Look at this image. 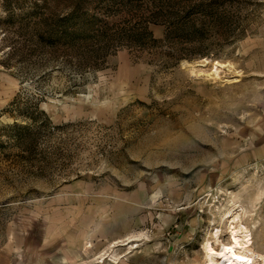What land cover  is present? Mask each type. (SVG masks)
Segmentation results:
<instances>
[{"label":"rangeland","instance_id":"1","mask_svg":"<svg viewBox=\"0 0 264 264\" xmlns=\"http://www.w3.org/2000/svg\"><path fill=\"white\" fill-rule=\"evenodd\" d=\"M234 246L264 264V0H0V264Z\"/></svg>","mask_w":264,"mask_h":264},{"label":"bare ground","instance_id":"2","mask_svg":"<svg viewBox=\"0 0 264 264\" xmlns=\"http://www.w3.org/2000/svg\"><path fill=\"white\" fill-rule=\"evenodd\" d=\"M207 64H208V59H204L198 65L207 66ZM213 75H215V73H213ZM232 234L236 237H240V235H242V231L241 229L239 230L238 227H233ZM250 253H251L250 249H245L244 247H241V246H234L231 250H225L223 261L225 264H244L242 259ZM208 257H209L208 264H219V255L217 253L210 251L208 253ZM259 257H262V256L259 255Z\"/></svg>","mask_w":264,"mask_h":264},{"label":"trees","instance_id":"3","mask_svg":"<svg viewBox=\"0 0 264 264\" xmlns=\"http://www.w3.org/2000/svg\"><path fill=\"white\" fill-rule=\"evenodd\" d=\"M170 13H171V22L168 24L169 25L168 27H170V29L175 30V28L182 25L183 21L194 22L196 20V18L192 17V15H191L192 12H191V14H190V11L185 12V10L183 8H180L179 6H173V9ZM184 15L186 16V18H184ZM149 36L152 37L151 35H149ZM168 36L169 35H167L166 38ZM171 56H176L177 58L182 57V56L183 57H190V55H188V54H183V53L179 54V52H173L171 54Z\"/></svg>","mask_w":264,"mask_h":264}]
</instances>
